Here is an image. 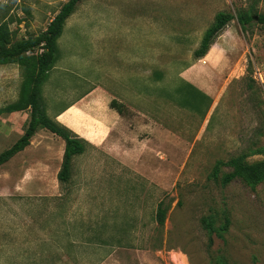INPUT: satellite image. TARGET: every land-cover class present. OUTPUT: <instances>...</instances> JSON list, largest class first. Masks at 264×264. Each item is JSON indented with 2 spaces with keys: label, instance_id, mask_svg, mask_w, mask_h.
<instances>
[{
  "label": "rangeland",
  "instance_id": "1",
  "mask_svg": "<svg viewBox=\"0 0 264 264\" xmlns=\"http://www.w3.org/2000/svg\"><path fill=\"white\" fill-rule=\"evenodd\" d=\"M68 1L0 0V26H8L12 41L37 36ZM221 12L234 16L215 40L223 48L216 55L213 46L199 63L194 53ZM245 15H264V0L79 4L58 40L59 59L41 87L43 101L59 110L95 89L98 56L103 45L113 43L103 36L114 32L120 48L130 47L136 56L153 53V81L170 96L162 103L163 115L155 101L147 110L172 139L164 141L166 147H153L154 181L89 147L75 158L72 180L59 195L0 196V264H102L114 252L118 260L110 264H264V178L256 185L243 178L223 185L233 170L218 165L239 157L250 164L264 161V25L256 18L243 28L238 17ZM180 74L197 88L194 76L207 84L214 95L211 105L179 81ZM23 82L18 64L0 66V109L18 101ZM9 117H0V153L27 129ZM161 200L169 211L160 228L155 211ZM68 218L73 220L72 259L24 258L32 243L15 239L17 229L36 227L43 219L60 225Z\"/></svg>",
  "mask_w": 264,
  "mask_h": 264
},
{
  "label": "crops",
  "instance_id": "2",
  "mask_svg": "<svg viewBox=\"0 0 264 264\" xmlns=\"http://www.w3.org/2000/svg\"><path fill=\"white\" fill-rule=\"evenodd\" d=\"M115 37L114 32L109 37L103 36L104 41L113 43L103 45L98 56L97 87L59 110H53L52 102L46 99L44 104L47 116L84 139L90 147L100 150L112 161L129 169L134 175L154 181V173L151 172L153 168L150 170L153 147H166L164 141L172 137L158 118L150 115L147 108L155 101L156 106L160 108L157 109V114L163 115L162 103L169 99L170 95L166 97L159 83L153 81V53L136 56L130 47H125L124 50L115 44ZM213 46L217 47L215 54L218 55L223 48V42L218 41ZM124 51L127 53L121 54ZM203 60L205 59L199 63ZM199 63L190 68H195ZM178 80L194 88L211 105L213 91L200 78L194 76L192 80L198 88L189 83V79L182 74ZM175 99L174 97L172 101L175 102ZM113 101L124 105L128 110L127 114L120 115L112 109ZM210 107L204 120L210 115L212 106ZM8 115L13 123H21L23 129L29 124V110ZM64 152L63 139L45 129L38 131L24 151L0 168V196L59 195L61 185L58 182V174ZM25 180L29 181L24 183ZM14 218L12 215L8 217L10 220ZM72 227L71 218L64 219L60 225L43 219L36 221V227L32 225L28 229H17L14 238L31 240V254L24 255L25 259L70 260L74 251ZM57 228L61 231L57 232ZM139 253L134 251L132 254L137 258ZM115 254H110L102 264L118 260Z\"/></svg>",
  "mask_w": 264,
  "mask_h": 264
},
{
  "label": "trees",
  "instance_id": "3",
  "mask_svg": "<svg viewBox=\"0 0 264 264\" xmlns=\"http://www.w3.org/2000/svg\"><path fill=\"white\" fill-rule=\"evenodd\" d=\"M84 0H69L63 5L57 16L48 25L45 32L31 36L20 41H12L7 25L0 26V66L18 64L24 70V82L17 102L0 109V116L15 112L30 111V121L25 134L8 150L0 153V168L9 162L18 153L24 151L31 143L32 138L40 130H48L65 142V152L58 182L61 186L68 185L72 179L73 160L87 152L90 145L68 128L54 122L47 116L46 107L42 98L41 87L48 78L49 71L59 59L58 40L62 37L64 26L76 12L79 4ZM264 25V15L239 16L238 22L243 28L253 23V20ZM234 16L229 13H218L212 26L205 32L199 48L194 56L197 60L205 58L210 52L215 40L225 30ZM40 51L36 57L28 56L29 53ZM111 108L120 115H126L128 110L117 101L111 103ZM261 153H255L260 155ZM219 166L232 168L233 172L223 178V185H227L237 178H243L251 185H256L264 178V161L250 164L245 157L233 158ZM169 208L164 201L157 203L155 222L158 227H164ZM224 231L227 230L229 219L225 217Z\"/></svg>",
  "mask_w": 264,
  "mask_h": 264
},
{
  "label": "built area",
  "instance_id": "4",
  "mask_svg": "<svg viewBox=\"0 0 264 264\" xmlns=\"http://www.w3.org/2000/svg\"><path fill=\"white\" fill-rule=\"evenodd\" d=\"M203 62L205 63V60H203Z\"/></svg>",
  "mask_w": 264,
  "mask_h": 264
}]
</instances>
